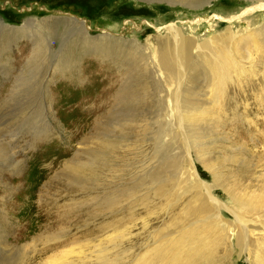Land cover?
Instances as JSON below:
<instances>
[{"label": "rangeland", "instance_id": "obj_1", "mask_svg": "<svg viewBox=\"0 0 264 264\" xmlns=\"http://www.w3.org/2000/svg\"><path fill=\"white\" fill-rule=\"evenodd\" d=\"M262 2L0 0V15L14 28L28 18L86 20L93 37L102 29L121 35L129 21L141 28L129 31L123 40L134 41L141 53H148L161 36L158 29L169 24L203 38L208 27L199 20L219 25L213 32L221 34L226 24L220 20L234 19V29L245 34L256 26L251 27L249 21L264 15L252 14ZM238 17L244 19L237 21ZM26 27L29 33L36 31L35 24ZM63 32L61 25L49 41L53 55L67 36ZM6 38L0 45V142L7 148L0 162V264H105L99 259L103 252L111 260L120 259L112 264L133 262L182 214L188 199L177 203L179 192L196 184L188 179L177 181L182 189L173 192L169 203L158 197L152 183H169L168 175L175 170L160 164L167 156L181 163L176 166L182 170L179 173H191L194 168L198 178L209 185L214 183V172L222 176L223 183L214 189L221 202L226 203L224 188L230 182L241 183L250 192L263 188L264 46L260 41L250 40L246 48L240 47L238 56L251 58L239 60L242 73L231 71L221 110L213 117L216 121L207 119L201 124V130L208 132L203 139L208 147L200 158L187 151L189 144L179 134L169 88L156 75L148 73L146 85L141 83L150 93L141 98L144 106H139V115L131 123L124 105L119 102L116 107L122 83L117 66L108 60L97 64L105 74L115 75L105 80L103 73L91 76L82 71L89 55L70 54L74 64L81 61L76 68L69 72L52 68L34 79L36 58L32 54L37 48L12 35ZM44 48L40 59L46 66L54 57ZM107 88L112 90L99 99L101 90ZM202 91L200 101L209 102L208 90ZM114 238H118L119 249H114ZM233 258L235 264H247L243 254Z\"/></svg>", "mask_w": 264, "mask_h": 264}, {"label": "bare ground", "instance_id": "obj_2", "mask_svg": "<svg viewBox=\"0 0 264 264\" xmlns=\"http://www.w3.org/2000/svg\"><path fill=\"white\" fill-rule=\"evenodd\" d=\"M253 9L255 11L252 14L264 12V2L257 4ZM4 18L0 15V45L6 42V37L12 35L19 38V41H27L29 47L37 48L32 54L33 59L36 58L33 60L36 68L34 79L42 77L52 68L54 72H69L76 68L81 61L76 60L74 64L68 57L70 54H76L79 57L81 54L89 55L91 59L87 61V66L82 71L91 76L97 72L98 75L103 73L102 77L105 80L115 75L105 74L97 64L108 60L113 67L117 66L118 78H121L122 83L117 92L116 107L119 102L124 105L128 118L126 120H130L131 123L133 118L139 115V108L141 109L139 106H144L141 98H145L150 93L149 89L147 92L146 87H143L147 83L144 82L147 74L156 75L165 88H169L167 91L172 96L175 106L179 134L183 141L189 144L186 145L187 151H193L200 158L205 155L208 147L203 141L208 132L201 130V124L207 119L216 121L213 117H217L221 110L223 92L229 82L231 71L236 69L242 73L244 68L239 60L249 61L251 58H242L244 51H240L243 56L239 57L240 47L246 48L250 40H258L264 46V15L253 17L249 25L256 26L242 35L234 29V19L220 20L222 24H226L221 34L213 32L219 25L199 20V23H207L208 27L203 38L194 34L192 30H185L187 32L185 34L184 30L169 24L158 29L161 36L157 38L153 50L148 53H141V49L133 45L134 41L123 40L125 36L130 35L129 31L134 32L133 30L138 31L141 28L129 21L124 24L127 26L123 27L121 35H115L111 29H102L99 30L98 36L93 37L90 36L92 27L86 24V20L80 21L72 17H49L47 20L40 21L28 18L20 28L8 25ZM242 19L244 18L238 17L236 20ZM28 24L36 25L34 33L27 31ZM61 25L64 28L62 34L67 36L61 41L58 53L53 55L49 41L55 38ZM128 25L132 29H129ZM42 46L45 47L48 55L51 54L54 57L49 62L52 67L48 64L45 66L40 59L44 54L41 51ZM24 50L26 51V48ZM76 51L79 52L75 53ZM112 57H118V60L112 61L110 59ZM43 67L42 73L39 74L37 70L40 71ZM18 85L19 83L16 84ZM204 89L208 90L205 95L210 97L209 102L205 100L206 103L199 99L200 92ZM111 90L112 88L101 90V96L98 98L102 99V96L110 93ZM120 117L118 114L117 118ZM5 146L0 142V162L7 155ZM188 160L189 158L186 159ZM160 162L166 168L175 167L174 171L167 173L170 178L169 183L167 180L152 183L157 187H155L157 196L166 203L175 197L174 191L182 189L179 188L177 181L188 179L196 184L183 188L176 197L177 203L182 201L183 197L188 199L186 206L183 205L185 208L182 214L154 238L152 245L147 247L142 255L135 257L133 262L127 264H235L233 256L238 254L244 255L247 264H264V186L259 192H250L247 188L240 186L241 183L230 182L224 188L227 197L224 203L214 194V189L223 183L221 181L223 177L218 173L212 174L214 183L209 185L198 178L194 168L191 173L185 170L179 173L182 170L177 168L181 163H177L172 157L170 159L167 156ZM209 165H206L207 168H210ZM117 239L114 238L111 241L115 244L114 249L119 245ZM99 259L105 264L120 261L119 258L111 260L105 252Z\"/></svg>", "mask_w": 264, "mask_h": 264}]
</instances>
